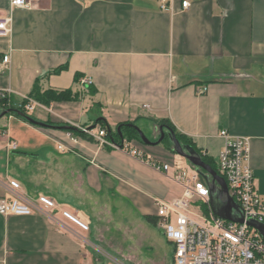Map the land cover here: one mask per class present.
<instances>
[{
    "label": "crops",
    "instance_id": "0c3cea01",
    "mask_svg": "<svg viewBox=\"0 0 264 264\" xmlns=\"http://www.w3.org/2000/svg\"><path fill=\"white\" fill-rule=\"evenodd\" d=\"M183 1L169 0L165 10L162 0H33L17 8L0 0V16L12 18L11 32L0 35V92L25 98L39 80L43 91L80 94L50 106L31 101L37 122L0 116V196L47 195L57 204L47 214L0 213V264H120L107 249L131 254L145 216L159 218L156 201L183 193L175 171L196 169L188 159L191 169L180 167L185 157L158 142V120H169L214 169L222 130L248 137L264 199V0H188V9ZM87 77L92 84H83ZM132 122L153 143L123 144L143 158L67 128L97 133ZM173 255L174 247L171 264Z\"/></svg>",
    "mask_w": 264,
    "mask_h": 264
},
{
    "label": "built area",
    "instance_id": "2783aa9c",
    "mask_svg": "<svg viewBox=\"0 0 264 264\" xmlns=\"http://www.w3.org/2000/svg\"><path fill=\"white\" fill-rule=\"evenodd\" d=\"M32 1L11 0V7H29ZM168 2L169 0H162L161 7L168 10ZM182 5L184 9H188L191 3L184 0ZM11 20V16H0V35H8L11 32ZM9 60V55L3 57L4 63ZM83 84H92V79L84 78ZM206 89L203 87L200 92L203 93ZM28 108L31 109L32 105L29 104ZM82 130L96 137L102 144L119 146L109 139L105 128H100L97 133L85 127ZM220 133L225 139V148L218 158V173L226 179L229 194L243 209L246 221L234 222L214 214L210 207L209 186L201 180L197 169H177L174 177L184 188L183 193L172 200L156 201L158 226L174 247L173 264H264V238L256 228L247 224L249 219L264 222V199L256 189L255 175L249 164V138L231 135L226 129ZM73 139L78 141L77 137ZM8 146L13 150L17 149L15 141H10ZM60 147L63 148L62 145ZM122 147L129 149V144L124 143ZM128 151L144 157L136 149ZM149 164L160 171L168 172L171 169L166 163L149 161ZM10 186L15 191L20 189V183L16 180H11ZM199 200L207 203L209 212L203 210L202 215L197 216L191 212V206ZM55 207V200L47 195H40L36 200L26 198L19 192L12 198L0 196L2 214H47L49 209ZM63 215L82 228L89 229L86 223L71 212L64 210Z\"/></svg>",
    "mask_w": 264,
    "mask_h": 264
},
{
    "label": "trees",
    "instance_id": "16d2710c",
    "mask_svg": "<svg viewBox=\"0 0 264 264\" xmlns=\"http://www.w3.org/2000/svg\"><path fill=\"white\" fill-rule=\"evenodd\" d=\"M79 98H80V94L74 93L73 90L71 89H67V90L48 89L43 91L40 86L39 80H37L34 84L32 91L25 98H17V97H13L8 93L0 92V108H2L3 111L9 110L7 114H15L26 120H30V117L33 118V116L30 115L29 113L28 105L31 103L32 100L37 101L38 103H41L45 106H50L55 101L77 100ZM157 122L159 123V125H164L174 130L176 132L178 139L181 141L182 144H191V140L188 139L182 133L178 132L175 126L169 120L164 119V120H158ZM132 124L134 123L133 122L121 123L119 125L121 126L120 132L117 129H112L111 127L108 128L105 124H102V127L107 129L108 137L111 140L121 145L123 144V141L126 138L141 140L139 131L134 126H132ZM67 128H69L71 133L75 136H82L85 135L86 133L81 128L75 126H68ZM163 142L166 144V146L174 150L173 143L167 135L163 139ZM202 157L204 161L213 165V161L209 157L207 156H202ZM216 169L218 171V168ZM201 207L205 212H209L207 203L205 202L201 203ZM145 218L146 220H148L153 224H158L159 218L153 215H146Z\"/></svg>",
    "mask_w": 264,
    "mask_h": 264
},
{
    "label": "water",
    "instance_id": "95a60500",
    "mask_svg": "<svg viewBox=\"0 0 264 264\" xmlns=\"http://www.w3.org/2000/svg\"><path fill=\"white\" fill-rule=\"evenodd\" d=\"M8 112L9 110L3 111L0 116H4ZM30 120L37 122L32 117H30ZM132 126L139 131L141 139L145 143H153L137 125L132 124ZM159 129L161 137L158 142H161L167 135L173 143L174 151L188 159L190 163L196 167L200 175L205 178L210 189V207L212 212L221 218L244 223L246 221L244 211L229 194L226 179L220 175L211 164L204 161L202 155L192 145L182 144L174 130L164 125H161ZM117 130L120 132L121 126H119ZM247 224L250 227L256 228L264 238V222L256 219H249L247 220Z\"/></svg>",
    "mask_w": 264,
    "mask_h": 264
},
{
    "label": "rangeland",
    "instance_id": "374dc122",
    "mask_svg": "<svg viewBox=\"0 0 264 264\" xmlns=\"http://www.w3.org/2000/svg\"><path fill=\"white\" fill-rule=\"evenodd\" d=\"M183 163H179L180 167L191 169L186 158L178 156ZM201 180L205 181V178L200 176ZM191 212L202 215V207L197 203H193L191 206ZM147 229L141 230L136 233L135 241L132 249L118 256L115 254L116 251L107 249L108 254L112 255L111 258L119 259L120 264H171L173 245L168 242L165 236L162 234L160 229L156 225L150 224L148 221L145 222ZM134 233V235H135ZM133 235V236H134ZM112 264H117L112 262Z\"/></svg>",
    "mask_w": 264,
    "mask_h": 264
}]
</instances>
